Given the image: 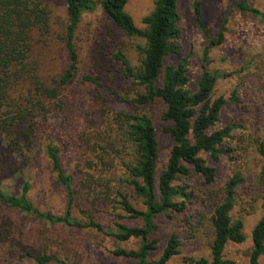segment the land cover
<instances>
[{
  "label": "rangeland",
  "instance_id": "374dc122",
  "mask_svg": "<svg viewBox=\"0 0 264 264\" xmlns=\"http://www.w3.org/2000/svg\"><path fill=\"white\" fill-rule=\"evenodd\" d=\"M48 1L52 11L51 30L47 35L34 33L30 60L37 65L43 82L39 81L57 88L58 96L46 101L45 114L33 110L34 115L20 121L17 130L5 137L0 146V189L20 195L23 184L29 182L27 196L41 211L58 216L64 214L67 191L46 155L47 145L52 143L59 148L64 172L74 180L76 202L72 215L83 223L94 219L105 231L50 224L0 202V264H37L34 256L42 254H55L70 264H138L135 257L115 252L118 249L137 250L140 239L132 237L120 241L106 231L115 232L117 222L130 227L143 224L118 203L116 193L119 190L128 195L137 209L146 208L143 198L123 181L132 147L128 133L120 127L115 116L141 113L152 117L159 144L157 178L165 169L174 145L167 130L172 122L163 118L164 103L157 100L142 106L132 101L145 89L136 79L126 75V66L119 57H126L132 67L140 68L145 40L116 26L105 14L101 0H94L93 8L82 14L75 31L77 70L67 83L61 84L60 79L69 65L65 41L69 16L65 0ZM154 1L128 2L126 11L139 28H146L143 18L152 12ZM241 1H248L264 11V0H179L180 50L168 54L165 64L176 65L185 60L189 87L195 91L202 72L204 49L209 39L216 37L226 18L225 40L212 47L208 54L209 70L220 74L212 98L224 96L229 100L236 91L240 103L229 101L217 125L223 127L230 123L235 126L233 137L226 144L227 155L214 162L207 153H201L216 167L215 184L208 186L201 176L192 173V178L178 181L187 182L188 191L194 193L186 213L155 216V229L150 239L155 241L156 248L150 252L151 260L162 256L174 231L180 236V253L171 257L167 264H193L192 261L200 257L211 260L213 209L222 201L226 183L240 173L243 181L236 188L231 215L234 220L242 219L246 239L241 243L229 242L224 257L233 264H249L254 247L252 232L264 214V190L260 181L264 161L259 152L264 144V22L237 9L235 5ZM196 2H199L203 27L198 24ZM35 82L26 80L18 91L15 88V100L23 102V107L31 106ZM158 84H163L162 76ZM30 125L35 126L33 130ZM28 131L32 136L28 157L7 149L13 138L21 144L26 143L24 133ZM88 174L100 184L87 182ZM89 185L94 193L109 191L111 199L90 194L86 189ZM259 261L264 264V255Z\"/></svg>",
  "mask_w": 264,
  "mask_h": 264
},
{
  "label": "trees",
  "instance_id": "16d2710c",
  "mask_svg": "<svg viewBox=\"0 0 264 264\" xmlns=\"http://www.w3.org/2000/svg\"><path fill=\"white\" fill-rule=\"evenodd\" d=\"M129 1L101 0V6L116 26L130 35H137L145 40L144 58L140 68L132 67L126 57H119L126 66V75L136 79L145 89L143 94L136 96L132 101L142 106L157 100L164 103L166 109L163 112V118L172 122V126L167 130L173 137L174 145L165 169L157 178L159 144L152 117L141 113H118L115 116L120 127L128 133L132 147L131 159L126 163L127 176L123 178V181L143 198L146 208L145 210L137 209L128 195L119 190L116 193L119 198L118 203L131 217L140 218L143 224L140 227H130L117 222L115 232H106L120 241H126L132 237L140 239L137 250L118 249L115 252L117 255L135 257L138 264H167L171 257L180 253V236L176 231L172 232L162 256L157 260H151L150 252L156 248L155 241L150 239V233L155 229V216L186 213L189 203L194 199V193L192 190L188 191L187 182L178 181L192 178V173L201 176L208 186L215 184L216 167L211 165L201 153H207L214 162L220 161L222 156L227 155L229 148L226 144L232 139L235 126L230 123L223 127H217V125L229 101L239 104L240 100L236 91L231 94L229 100L224 96L212 98V92L220 74L209 70L208 54L212 47L224 42L227 30L226 18L216 37L209 39L204 49L202 72L197 81V89L193 91L189 87L190 78L185 60L176 65L165 64V57L168 54L178 53L180 50L178 40L182 30L179 0H155L152 12L143 18L146 24L145 29L139 28L133 17L126 11ZM93 3L94 0H65L69 16L65 33L69 65L60 79L61 84L67 83L77 70L79 58L74 42L75 31L82 14L91 10ZM194 7L198 15V24L203 27L199 16V2H196ZM235 7L264 22V11L248 1H241ZM51 18L52 11L48 0H0V146L3 145L6 136L17 130L20 121H26L36 109L44 111L45 114L46 101L58 96L57 88L39 81L41 79L37 65L30 60L34 33L49 34ZM161 76L163 84L159 85ZM30 79L36 80L33 93L30 91L35 95H31V106L23 107L24 103L16 101L14 94L21 88L22 83ZM30 126L31 130L35 127ZM24 138L27 139L24 144L13 138L8 142L7 149L28 157L27 151L31 150L32 138L29 131L24 133ZM259 152L264 161V144L259 148ZM46 155L57 178L67 191L64 214L58 216L41 211L27 196L31 187L29 182L23 184L20 195L5 193L0 189V202L50 224L89 227L105 231L94 219L83 223L72 215V208L76 202L73 177L64 172L60 151L56 145L48 144ZM87 177L86 181L89 183L98 182L93 175L88 174ZM242 181L243 176L240 173L233 175L225 185L222 201L213 209L211 260L200 257L193 260V264H233L232 260L224 257V251L229 242L241 243L246 239L242 219L234 220L231 215L236 188ZM260 181L264 190V164L260 172ZM86 189L97 198L106 196L108 200L111 199L109 191L94 193L95 190L93 192L90 185ZM252 239L254 247L249 264H260V256L264 255V214L253 229ZM34 257L37 264H47L51 261L70 264L55 254Z\"/></svg>",
  "mask_w": 264,
  "mask_h": 264
}]
</instances>
